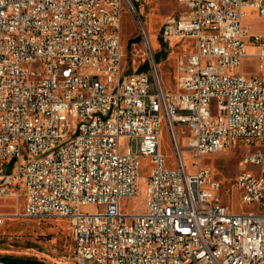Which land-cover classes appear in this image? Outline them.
<instances>
[{
  "label": "built area",
  "instance_id": "built-area-1",
  "mask_svg": "<svg viewBox=\"0 0 264 264\" xmlns=\"http://www.w3.org/2000/svg\"><path fill=\"white\" fill-rule=\"evenodd\" d=\"M140 2L0 0V196L25 197L28 216L69 218L76 264H264V171L235 177L238 206L254 208L240 212L203 164L264 145V33L244 21L249 10L264 17V0H177L155 36L173 57L174 91L154 62ZM125 12L147 72L124 67ZM250 46L259 73L246 75ZM32 57L45 67L26 74ZM143 157L152 164L146 209L124 212L122 200L140 195ZM258 161L264 154L251 155Z\"/></svg>",
  "mask_w": 264,
  "mask_h": 264
},
{
  "label": "rangeland",
  "instance_id": "rangeland-1",
  "mask_svg": "<svg viewBox=\"0 0 264 264\" xmlns=\"http://www.w3.org/2000/svg\"><path fill=\"white\" fill-rule=\"evenodd\" d=\"M147 22V29L153 39L155 55L160 52L161 43L155 38L163 20L178 8L177 0H141L138 4ZM122 42L125 58L124 67L130 71H149L151 62L142 43L136 22L128 13H124ZM245 23L253 32L264 33V17L257 10H249L244 18ZM177 48H172L176 50ZM259 47L250 46L248 56L243 60L242 72L246 75L259 73L256 55ZM165 53L166 55H164ZM161 53L159 61L154 59L163 81L168 90H175V63L168 53ZM145 66L144 68H142ZM163 151L166 155V166L174 168L176 159L171 147V141L164 128ZM189 134L180 130L179 138L182 144H188ZM246 149H227L213 155L205 156L203 164L211 167L216 177L223 184L221 199L230 209L245 212L254 209L253 206H238L239 194L231 189L235 177L243 171L253 169V166L242 162ZM192 157H185L190 168ZM147 157L141 158V191L137 198L122 200V210L128 213H140L146 209L147 176L151 167ZM20 207V208H19ZM89 207L87 210H95ZM21 214H20V213ZM25 197L0 196V213L5 216V223L0 228V255L20 256L40 260L46 264H76L75 238L73 222L63 216L33 217L25 214ZM90 264V263H88ZM93 264H96L93 262Z\"/></svg>",
  "mask_w": 264,
  "mask_h": 264
},
{
  "label": "bare ground",
  "instance_id": "bare-ground-1",
  "mask_svg": "<svg viewBox=\"0 0 264 264\" xmlns=\"http://www.w3.org/2000/svg\"><path fill=\"white\" fill-rule=\"evenodd\" d=\"M37 67H45V60L41 59L40 57L30 58L29 61H26V74H35V71H37ZM242 148L246 149L242 162L253 166V169L244 172V174L257 175L263 173L264 161L250 162V160H251V155L264 154V145L263 147L260 146L239 147L238 149H242Z\"/></svg>",
  "mask_w": 264,
  "mask_h": 264
},
{
  "label": "trees",
  "instance_id": "trees-1",
  "mask_svg": "<svg viewBox=\"0 0 264 264\" xmlns=\"http://www.w3.org/2000/svg\"><path fill=\"white\" fill-rule=\"evenodd\" d=\"M161 53L163 51H160L156 54V61H159L161 58ZM166 55L165 53H163ZM143 66L142 68H144ZM0 264H46L40 260L32 259V258H26V257H20V256H11V255H0Z\"/></svg>",
  "mask_w": 264,
  "mask_h": 264
},
{
  "label": "crops",
  "instance_id": "crops-1",
  "mask_svg": "<svg viewBox=\"0 0 264 264\" xmlns=\"http://www.w3.org/2000/svg\"><path fill=\"white\" fill-rule=\"evenodd\" d=\"M88 263L93 264V262H88ZM88 263H87V264H88Z\"/></svg>",
  "mask_w": 264,
  "mask_h": 264
}]
</instances>
